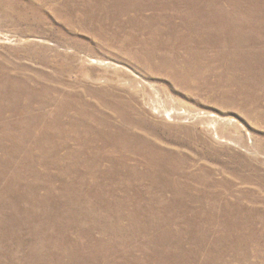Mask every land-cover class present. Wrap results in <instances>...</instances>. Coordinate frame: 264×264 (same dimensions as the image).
<instances>
[{
	"label": "rangeland",
	"instance_id": "rangeland-1",
	"mask_svg": "<svg viewBox=\"0 0 264 264\" xmlns=\"http://www.w3.org/2000/svg\"><path fill=\"white\" fill-rule=\"evenodd\" d=\"M0 264H264V0H0Z\"/></svg>",
	"mask_w": 264,
	"mask_h": 264
}]
</instances>
